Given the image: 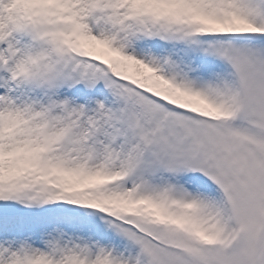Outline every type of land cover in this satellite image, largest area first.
Wrapping results in <instances>:
<instances>
[{
	"label": "snow or ice",
	"instance_id": "6c2138e0",
	"mask_svg": "<svg viewBox=\"0 0 264 264\" xmlns=\"http://www.w3.org/2000/svg\"><path fill=\"white\" fill-rule=\"evenodd\" d=\"M0 264H264V0H0Z\"/></svg>",
	"mask_w": 264,
	"mask_h": 264
}]
</instances>
